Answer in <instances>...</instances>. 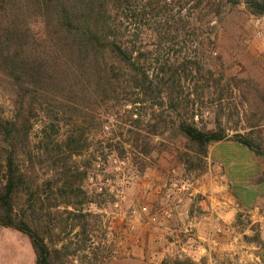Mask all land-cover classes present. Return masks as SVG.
Segmentation results:
<instances>
[{
    "label": "trees",
    "instance_id": "trees-1",
    "mask_svg": "<svg viewBox=\"0 0 264 264\" xmlns=\"http://www.w3.org/2000/svg\"><path fill=\"white\" fill-rule=\"evenodd\" d=\"M239 3L241 0H0V77L14 96L12 118L0 119V225L28 237L36 264H62L61 251L49 249L46 243V239L53 245L59 240L54 233L58 215L50 211L62 207L67 219L81 221L87 217L82 206L91 203L82 188L85 172L73 162L85 149L82 135L69 134L55 141L47 129L65 117L76 116L79 107L94 98L117 101L122 96L134 97L133 106L147 103L151 110L163 107L167 99L176 108L172 91L180 87L182 79L192 80L194 72L200 73L205 52L213 50L215 19L225 7ZM242 3L250 15L264 17V0ZM31 17L40 19L41 40L31 33ZM145 25L151 26L155 49L148 48L138 34ZM180 38L188 39L192 53L173 50ZM164 45L171 52L160 55L157 48ZM204 85L211 89L208 81ZM38 110L49 123L42 127L39 151L34 153L30 133ZM193 120H179L174 125L176 136L206 158L208 146L227 137L221 129L201 131ZM156 128L151 126L150 134H157ZM230 139L260 150L239 133ZM257 154L264 162V150ZM45 162L50 164L51 176L38 183L35 164ZM18 199L23 200L19 207ZM86 228L83 221L80 233L85 235ZM169 264L191 262L174 259Z\"/></svg>",
    "mask_w": 264,
    "mask_h": 264
},
{
    "label": "rangeland",
    "instance_id": "rangeland-1",
    "mask_svg": "<svg viewBox=\"0 0 264 264\" xmlns=\"http://www.w3.org/2000/svg\"><path fill=\"white\" fill-rule=\"evenodd\" d=\"M242 2L225 7L215 19L213 50L205 52L200 73L194 72L192 80L182 79L180 87L172 91L178 97H174L176 108H171L167 99L163 107L151 110L147 103L133 106L134 97L122 96L117 101L94 98L80 106L76 116L65 117L47 129L55 141L69 134L82 135L85 145L73 162L85 172L82 188L91 203L81 211L87 217L67 219L62 207L50 211L58 215L54 233L59 240L53 245L46 239V243L49 249L61 251L62 264H106L130 256L136 248L152 261L160 257L162 264H169L174 260V251L180 249L158 245V238L166 240L167 236L154 229L162 226L159 222L168 221L163 213L169 210L172 184L181 195L187 192L184 184L198 182L206 172L205 158L176 136L174 125L179 120L194 117L201 131L221 129L229 138L239 133L264 150L258 135L264 127V17L250 15ZM39 22V18L29 19L37 40L43 39ZM150 27L145 25L138 34L148 48L155 49ZM189 45L188 39L180 38L173 50L192 53ZM157 49L160 55L171 52L165 45ZM205 81L211 89H204ZM13 99L11 87L0 77V119L12 118ZM48 123L38 110L30 133L34 153L39 151L41 129ZM151 126L157 127V134H150ZM116 143L113 149L108 147ZM143 149L147 154H141ZM35 166L38 183L49 179V163ZM153 196L156 200H151ZM22 202L18 199V207ZM83 221L87 224L85 235L80 233ZM251 233L250 239L257 241L259 233ZM0 264H36L28 237L1 225Z\"/></svg>",
    "mask_w": 264,
    "mask_h": 264
},
{
    "label": "crops",
    "instance_id": "crops-1",
    "mask_svg": "<svg viewBox=\"0 0 264 264\" xmlns=\"http://www.w3.org/2000/svg\"><path fill=\"white\" fill-rule=\"evenodd\" d=\"M258 135L264 146V127ZM260 150L249 149L228 136L209 145L205 174L191 183L186 193L171 195L168 207L172 214L154 229L156 233L163 232L167 239L160 235L157 244L185 247L195 242L194 250L188 254L191 264H264V236L259 234L257 241L250 239L253 233L247 232L244 214L254 206H264V162L257 154ZM208 195L225 198V205L210 204L205 198ZM151 200L156 199L153 196ZM209 208L214 215H209ZM187 231L190 235L185 234ZM106 264L162 261L160 257L149 260L142 249L136 248L130 256Z\"/></svg>",
    "mask_w": 264,
    "mask_h": 264
},
{
    "label": "built area",
    "instance_id": "built-area-1",
    "mask_svg": "<svg viewBox=\"0 0 264 264\" xmlns=\"http://www.w3.org/2000/svg\"><path fill=\"white\" fill-rule=\"evenodd\" d=\"M190 186L188 184H184L185 187V191H189L190 190ZM172 191L171 194H169V199L171 197L172 194H179L180 189L176 186V184H172ZM207 199V201L210 204H214L217 207H223L225 205V201L220 200V199H215V197H212V195H208L205 197ZM172 209L168 210L167 213H163V216H165V218H170V215L172 214ZM209 215H214L215 213H212V209H208ZM245 219H246V224H247V232L250 233L252 230L256 231L257 233H259L260 235L264 236V206L263 207H259V206H254L251 209L247 210L245 213ZM218 233V232H216ZM185 234L190 235V232L187 231ZM195 242L193 243H188L185 247H183L182 245L178 246H171L173 248L178 247V249L180 250H175L173 253V258L175 260H184V259H189V253L192 252L194 250L195 247ZM216 245L213 244V247H215Z\"/></svg>",
    "mask_w": 264,
    "mask_h": 264
}]
</instances>
